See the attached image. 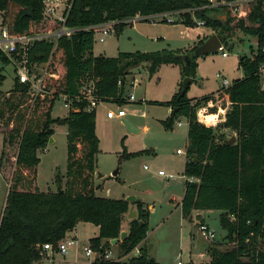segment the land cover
I'll return each instance as SVG.
<instances>
[{
    "label": "trees",
    "instance_id": "1",
    "mask_svg": "<svg viewBox=\"0 0 264 264\" xmlns=\"http://www.w3.org/2000/svg\"><path fill=\"white\" fill-rule=\"evenodd\" d=\"M42 1L0 0L3 25L11 35L43 34L60 26L56 20L43 18ZM206 1L69 0L66 26L77 31L69 38L61 37L55 46L48 40L34 42L29 52L30 62L42 64L49 60V72L55 77L45 79L49 93L36 98L31 96L28 85L14 80L3 102L11 116L7 118L3 139L6 145L2 146L0 157L14 142L17 151L13 157L15 169L9 173L10 188L0 215V264H36L44 258L43 244H56L80 222L98 228V235L89 240L90 248L98 256L91 264H161L149 256L144 247L139 249L137 256L122 260L145 240L149 212L141 201L128 202L95 194L94 174L99 152L95 111H85L86 104L77 101L71 102L63 118H52L51 110L61 94L75 95L82 79L94 82L95 93L103 103L120 106L126 103L127 75L143 64L149 77L161 65L173 64L180 67L182 79H194L197 68L194 52L204 40H199L189 51L165 49L146 53L119 52L115 57L94 56V35L85 28L115 21L116 33H121L126 26L122 21L136 14L184 11L200 7ZM219 13L225 20L219 18ZM184 16L187 27H195L193 17L203 20L206 28L224 38L225 46L229 40L242 41L241 35L256 38V48L251 50L256 54L239 56L238 68L243 76L232 81L228 89L233 106L223 125L212 128L196 122L191 102L199 104L208 96L188 98V89L181 93L182 82L168 101L159 103L171 109L170 115L161 121L165 130H172L181 118L188 122L183 174L191 180L184 183L180 202L183 218L192 222L193 211H220L219 223L225 234L216 240L220 244H232L226 250L209 248L208 262L184 264H264V88L258 75L264 58L261 52L264 48V10L254 4L240 15L230 11L200 10L192 16ZM178 56L181 59L178 60ZM184 56L190 57L188 63ZM4 65H9V61L0 53V86L5 80ZM119 80L125 84L118 86ZM12 96L18 103H14ZM53 125L67 128L65 183L62 187L63 179L56 175L57 190L41 192L36 186L37 152L46 148L54 134ZM222 129L235 134L234 144L228 143L230 138L220 133ZM139 154L124 151L120 159ZM1 159L0 171H7L9 164ZM131 206L135 216L128 219L127 236L115 246L117 259H105V253L112 247L110 240L119 238L123 217L129 214Z\"/></svg>",
    "mask_w": 264,
    "mask_h": 264
},
{
    "label": "rangeland",
    "instance_id": "2",
    "mask_svg": "<svg viewBox=\"0 0 264 264\" xmlns=\"http://www.w3.org/2000/svg\"><path fill=\"white\" fill-rule=\"evenodd\" d=\"M135 28L136 31L131 26H127L121 33H112L107 36L102 43L95 41V54L98 55L102 52L105 57H115L119 52H155L168 47V44L172 46L174 43L188 42L184 36L180 35V32L184 30V26L180 24L151 25L144 22L135 25ZM198 29H204L206 33L210 32L205 27H198ZM114 32H116L115 28ZM213 34L217 35L215 32ZM162 37H164V41L161 40ZM241 40H229L225 48L227 57H222L221 52L216 51L197 58L198 70L195 80L188 88V98H200L202 95L214 91L219 83V80L216 79L217 74L229 83L239 78L242 74L241 68L238 69L239 56L249 55L251 57V50L256 48V40L252 36L241 35ZM2 73L5 80L0 86V111H3V117H0V156L2 146L6 145L3 143V139L7 131V118L11 116V111L3 102L6 100L7 92L13 88L14 84L13 69L10 65H4ZM133 79H138L139 82L134 87L132 86ZM184 79H182L180 67L177 65L163 64L157 73L149 77L145 64H143L132 69L126 77L127 83L124 91L125 94H133L134 102H127L121 106L102 103L95 111L96 134L99 138L96 176H104L103 180H105V185L110 187L112 196L120 197L122 193L131 192L139 198L148 199L149 203L154 206L149 229L148 250L151 253L157 252L164 264H172L178 256L181 262H187L189 260L188 251L192 242L193 246L204 248V251L212 246L219 250L232 247V244L227 242L220 244L216 239L207 242L197 232L196 223L203 222L214 232L216 237H222L225 234L220 227V212L217 210L204 211L200 217L195 216L193 224L187 220L184 223L179 221L178 209L174 207L183 195L182 179L175 178L168 182L165 178L156 175L158 170H162L167 175L182 177L184 159L182 156L176 155V150L184 149L187 141L184 132L186 125L178 127L176 121L172 130H165L161 121L165 120L169 113L166 106L159 105V103L168 101L176 91L175 87ZM12 97L14 103H18V99ZM118 109L126 112L123 120H127L138 129L143 127L147 129L132 134L126 130L121 119L108 120L105 118L107 110L116 112ZM66 115L67 109L63 107L62 99H56L51 110V117L63 118ZM179 121L185 122L183 118ZM66 131L65 125H53V142H48L44 150L37 152L40 162L37 167L36 186L41 192H55L57 190V185L54 182L56 175L64 179L66 172ZM220 133L225 138L235 136L232 131L227 129L220 130ZM6 148L7 152L3 151V157H0L1 160H7L8 163L6 164H9V171H0V215L11 184L9 173L15 169L13 157L17 151V143L14 142ZM141 150L147 151L130 159H120L124 151L128 154ZM144 166L148 170H145ZM117 170L119 171L118 177L125 181L124 186L117 183L109 185L105 179L112 177ZM134 195L132 196L134 197ZM170 198L175 199L174 202L170 203ZM170 211L174 213L169 217ZM92 228L95 227L87 224L80 225L78 230L81 241L94 236ZM191 234H193V239ZM84 243L86 244V242ZM73 250L74 248H71L68 254L72 253ZM207 254L206 260L210 258L209 253ZM111 256H113L112 259H117L116 247L112 249ZM58 259L61 257L56 256L54 260L45 259L40 264H73L72 261L60 263L57 261ZM122 260L125 259L122 258ZM81 262L90 263V261Z\"/></svg>",
    "mask_w": 264,
    "mask_h": 264
},
{
    "label": "built area",
    "instance_id": "3",
    "mask_svg": "<svg viewBox=\"0 0 264 264\" xmlns=\"http://www.w3.org/2000/svg\"><path fill=\"white\" fill-rule=\"evenodd\" d=\"M254 4H259L264 10V0H207L206 4L197 8L187 10H174L161 13H155L152 15H140L136 14L133 17L127 18L122 22L125 24H135L136 22H149V23H164V24H182L185 23L184 14L193 15L195 11L200 10H219L220 12L230 11L233 14H243L247 8H251ZM43 18L46 20H56L60 23V26L52 31L43 34H17L11 35L6 26L3 25V14L0 12V53L5 56L9 65L13 69L14 80L21 85H28L29 91L33 98H36L40 94H48V87L45 84L47 77L53 78L55 74L49 72L50 61L48 60L42 64L31 63L29 59V52L36 41L48 40L55 46L57 41L61 37L69 38L77 29L69 28L66 26L67 13L70 8L69 0H43ZM195 27H203L204 21L192 18ZM117 22H107L100 25L91 26L85 28V30H91L94 35V41L99 43L104 42V39L114 31ZM224 41V40H223ZM223 41L220 42V47L217 51L221 52L223 57H226V46ZM264 55V48L261 50ZM256 54V53H254ZM252 54V56H254ZM251 56V57H252ZM258 75L261 80L262 88H264V58L263 62L258 67ZM216 78L220 81L219 88L208 96V99L201 101L199 104L197 101L191 102V107L194 109L196 122L212 128H218L226 122L227 115L230 113L233 102L231 101L228 93V89L231 86L225 78L219 74ZM125 84L123 81H118V86ZM136 85V80H132V86ZM62 99L63 107L70 108L72 101L84 102L86 104L85 111H96V108L103 102L95 93V84L92 80L82 79L78 88V92L75 95L61 94L59 96ZM126 102H134L133 94H127L124 96ZM107 119L118 118L123 120L126 116V112L122 109H118L116 112L108 110L106 112ZM211 117L210 120L207 118ZM185 119V118H184ZM187 122V120L185 119ZM188 124V122H187ZM182 123L177 121V126L180 127ZM177 153H181L177 150ZM146 169V166L144 167ZM158 175L167 179L173 178L172 175H167L163 171H159ZM198 228L197 232L202 239L207 242H212L218 237L214 232L208 228L204 223H196ZM76 245V239L74 237L65 236L56 244L46 243L42 245V251L45 257H51L54 254H60L66 256L69 249ZM83 253L86 257H93L95 252L90 247H84ZM203 255V253H202ZM201 255V256H202ZM44 257V258H45ZM110 252H106L105 259H112ZM176 264H182L179 260Z\"/></svg>",
    "mask_w": 264,
    "mask_h": 264
},
{
    "label": "crops",
    "instance_id": "4",
    "mask_svg": "<svg viewBox=\"0 0 264 264\" xmlns=\"http://www.w3.org/2000/svg\"><path fill=\"white\" fill-rule=\"evenodd\" d=\"M219 15H220V19H222V20H225V16L223 15H221L220 13H219ZM139 23H144V22H136L135 24H126L127 26H131L132 27V29L134 30V31H136L137 29L135 28V25H137V24H139ZM146 23H149V22H146ZM151 25H156V24H164V23H150ZM167 25H169V24H167ZM173 25H178V24H173ZM180 25H182V24H180ZM127 26H125V28L127 27ZM184 26V30L183 31H181L180 32V35L181 36H184L187 40H188V42H184V43H174L172 46L170 45V44H168V47H164V48H161L159 51H161V50H181V51H185V50H188V49H191L192 47H194V45L199 41V40H204V41H206L208 38H209V36H211L213 33H214V31L213 30H210L209 29V31L210 32H208V33H206L205 32V30L204 29H198V27H187V26H185V25H183ZM203 27H205V26H203ZM124 28V29H125ZM206 28V27H205ZM123 29V30H124ZM206 29H208V28H206ZM112 33H114V34H118V33H116V32H112ZM111 33V34H112ZM111 34H109V35H111ZM108 35V36H109ZM218 36V35H217ZM254 38V37H253ZM157 40V39H156ZM161 40L162 41H164L165 39H164V37H162L161 38ZM255 40H256V38H255ZM204 43V42H203ZM95 44V43H94ZM156 52V51H155ZM93 54H94V56H99V55H102V52H100L98 55L97 54H95V52H94V48H93ZM103 56V55H102ZM117 56V55H116ZM222 56V55H221ZM246 56V55H245ZM249 56V55H248ZM223 57V56H222ZM227 57V56H226ZM198 58V57H197ZM196 63H197V68H196V74H197V70H198V59H196ZM170 65H173V64H170ZM239 69V68H238ZM158 70H159V68L157 69V71H156V73L158 72ZM196 74H195V77H196ZM243 76V72H242V74L239 76V78H241ZM152 77V76H151ZM192 79V78H191ZM217 79V78H216ZM136 80V85L137 84H139V82H138V79H135ZM192 80H195V78L194 79H192ZM218 80V79H217ZM13 82H14V78H13ZM219 83H218V87L214 90V91H212L211 93H207V94H204V95H202L201 97H203V96H209L210 94H212V93H214L218 88H219V85H220V81H218ZM126 83H127V80H126ZM192 83V82H191ZM190 83V84H191ZM231 84H232V82H231ZM135 85V86H136ZM125 86H126V84H125ZM124 86V87H125ZM190 86V85H189ZM134 87V86H133ZM178 89H179V83H178V85L175 87V92H174V94L178 91ZM173 94V95H174ZM125 95H127V94H125ZM172 95V96H173ZM200 97V98H201ZM166 102V101H165ZM127 103V102H126ZM121 106V105H120ZM167 108V111H168V113H169V115H170V113H171V109L170 108H168V107H166ZM108 111V110H107ZM106 114V113H105ZM142 115L144 116V113H142ZM168 115V116H169ZM167 116V117H168ZM166 117V118H167ZM105 118H106V115H105ZM107 119V118H106ZM184 119V118H183ZM108 120H112V119H108ZM164 121V120H163ZM184 121H185V119H184ZM122 122H123V120H122ZM182 123V122H181ZM123 124V123H122ZM184 125H186V130L184 131L185 132V134H186V138H187V131H188V124H187V122L185 121L184 123H182V125L180 126V127H183ZM164 128V127H163ZM138 129V128H137ZM143 129L144 130H146L147 128L146 127H143V128H139L138 129V132H141V131H143ZM97 135V134H96ZM98 137V136H97ZM235 137V136H234ZM52 138V137H51ZM99 139V138H98ZM53 142V141H52ZM186 143H187V141H186ZM2 146V145H1ZM99 148V147H98ZM185 149H186V144H185V146H184V149L183 150H181V149H177V150H180L181 151V153H177V150H176V155L177 156H182L183 157V159H184V161H183V172H182V177H180V176H173V178H171V179H167V178H165V177H163V176H160V175H158V172L159 171H162V170H158L157 171V174L156 175H158L159 177H162V178H165L168 182L170 181V180H174L175 178H181L182 180H181V184H182V186H183V194H184V183H185V181L186 180H191V179H187L185 176H184V167H185V162H186V158H185ZM147 150H141V151H137V152H140V154L142 153V152H146ZM133 153H135V152H133ZM120 160V159H119ZM39 162H40V159H39ZM39 165V164H38ZM38 165H37V167H38ZM145 167V166H144ZM143 167V168H144ZM145 169V168H144ZM97 170H98V168H97V166H96V164H95V176H94V185H95V188H96V190H95V194L97 195V196H99V197H102V198H109V199H115V200H118V199H121V200H126L129 196H132V195H134L133 193H131V192H127V193H122V195L120 196V197H117V196H112L111 194H112V191H111V189H110V187L109 186H106L105 185V180H103V178H104V176H100V177H97L96 176V172H97ZM145 170H148V168L146 167V169ZM118 174H119V171L117 170V174L114 176V175H112V177H108V178H105L107 181H108V183H109V185H111L112 183H117V184H120V185H122V186H124V184H125V181L123 180V179H121L120 177H118ZM166 174V173H165ZM64 183H65V179H63L62 180V184H61V186L63 187L64 186ZM38 189V188H37ZM39 190V189H38ZM40 191V190H39ZM134 197L136 198V199H138L139 201H141L143 204H145V206L147 207V210H148V212H149V214H148V231H147V235H146V238H145V240L143 241V242H141L140 244H139V246L137 247V248H135L128 256H126V257H124L123 259H125V260H127V259H129L130 257H133V256H137L138 255V253H139V249L141 248V247H144L146 250H147V252H148V254H149V256H151L156 262H158V263H161V264H164L163 263V261L159 258V254L157 253V252H149V250H148V237H149V235H150V226H151V223H152V213H153V211H154V206L152 205V204H150L149 203V201H148V199H145V198H139L137 195H134ZM182 197H183V195H182ZM182 197H181V199H180V201H179V203H177L176 205H175V207L174 208H176V209H178V214H179V216H178V218L180 219L179 221H181L182 223H184V222H187L184 218H183V216H182V213H181V206H180V202H181V200H182ZM174 200L175 199H173V198H170L169 199V202L170 203H172V202H174ZM131 207H133V206H131ZM206 211H210V210H206ZM220 212V211H219ZM174 212H172V211H170L169 212V217L173 214ZM203 214L204 213V211H193L192 212V222H189L190 224H193L194 223V217L195 216H199L200 217V214ZM128 214H126L124 217H123V220H122V225H121V228H122V231H126L127 230V226H128ZM84 224H87V225H92V224H89V223H82V222H80V223H78L77 225H76V227L73 229V230H71V231H68L66 234H65V236H67V237H74L75 239H76V245L74 246V247H72V248H74V250H73V252L72 253H67V255L66 256H61L60 254H54V255H52L51 257H45V254H44V257L45 258H43L42 260H40L39 262H37L36 264H40V262H42L43 260H45V259H49V258H51V259H55L56 258V256H60L61 257V259H58L57 261H59L60 263H63V261L64 262H70V261H72L73 262V264H84L83 262H81V261H90V263L89 264H91V262L95 259V255L93 256V257H86L85 255H84V253H83V248L84 247H90L89 246V240L91 239V238H94V237H96L97 235H98V228L97 227H95L94 225V227L95 228H92V230H93V234H94V236L93 237H88V239H85V240H83V241H81V237H80V234H79V227H80V225H84ZM88 227V226H87ZM200 235V234H199ZM191 237H192V239H193V234H191ZM201 237V236H200ZM202 238V237H201ZM84 242H86V244L84 243ZM82 245H84V246H82ZM112 246V245H111ZM116 246V245H115ZM115 246H112L107 252H110L111 253V251H112V249L113 248H115ZM193 248L195 249L194 251H193ZM71 249V248H70ZM69 249V250H70ZM206 251H207V253H208V250H205L204 251V248H198L197 246H193V242L191 243V247L189 248V251H188V258H189V260L187 261V262H189V261H192V262H194V263H204V262H208L209 260H210V258L208 259L207 258V260L205 259L206 257H207V253H206ZM69 252V251H68ZM202 253H203V255H202ZM202 255V256H201ZM83 256V257H82ZM69 258V259H68ZM179 260H181L180 259V257L178 256L176 259H175V262H173L172 264H176ZM187 262H182V264H184V263H187Z\"/></svg>",
    "mask_w": 264,
    "mask_h": 264
},
{
    "label": "water",
    "instance_id": "5",
    "mask_svg": "<svg viewBox=\"0 0 264 264\" xmlns=\"http://www.w3.org/2000/svg\"><path fill=\"white\" fill-rule=\"evenodd\" d=\"M26 14L28 16H31V13L29 10H26ZM224 38L223 37H220V36H217L215 34H212L211 36H209V38L204 41V43L202 45H200L194 52V56L195 57H200V56H204V55H207V54H210V53H214L218 50V48L220 47V42L223 41ZM177 59H181L180 56L177 57ZM184 60L186 61V63H188L190 61V57L189 56H184ZM192 79L187 77L183 80L182 82V90H181V93H185L191 83ZM123 125L124 127L126 128V130L129 132V133H132V134H137L138 133V129L133 126L130 122H128L127 120H123ZM235 140L236 138L235 137H231L228 141L229 144H234L235 143ZM53 140L52 138L49 139V142L51 143ZM117 174V171L113 173V175L115 176ZM100 177V175L98 176ZM126 201L128 202H138L139 200L136 199L135 197L133 196H129ZM135 216V212L133 211V207H130L129 209V214H128V218H133ZM127 236V230L126 231H121L120 232V235H119V238H116V239H112L110 240V244L112 246H115L118 242H121L124 240V238ZM97 255H95V259H97Z\"/></svg>",
    "mask_w": 264,
    "mask_h": 264
}]
</instances>
